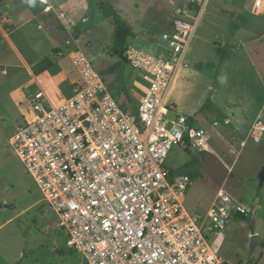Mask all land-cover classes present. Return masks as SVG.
<instances>
[{
  "label": "rangeland",
  "instance_id": "374dc122",
  "mask_svg": "<svg viewBox=\"0 0 264 264\" xmlns=\"http://www.w3.org/2000/svg\"><path fill=\"white\" fill-rule=\"evenodd\" d=\"M74 1L0 0V264H88L67 245L11 146L32 97L69 95L78 79L76 52L91 59L125 111L148 86L131 60L113 54L114 24L98 0ZM109 1L134 32L129 59L133 50L167 56L164 35L175 21L198 20L168 100L196 130L205 129L207 143L196 152L190 141L173 146L165 166L190 176L183 203L193 214H205L221 187L248 206L246 219L233 221L211 243L223 264H264V0ZM47 58L53 66L36 74L35 65Z\"/></svg>",
  "mask_w": 264,
  "mask_h": 264
},
{
  "label": "built area",
  "instance_id": "2783aa9c",
  "mask_svg": "<svg viewBox=\"0 0 264 264\" xmlns=\"http://www.w3.org/2000/svg\"><path fill=\"white\" fill-rule=\"evenodd\" d=\"M197 24L175 21L164 35L167 56L133 50L129 60L148 82L137 105L125 111L91 59L76 52L69 95L36 93L11 136L67 245L88 264H223L211 237L249 211L221 187L205 214L189 212L190 176L165 166L173 146L207 143L205 129L168 100Z\"/></svg>",
  "mask_w": 264,
  "mask_h": 264
},
{
  "label": "trees",
  "instance_id": "16d2710c",
  "mask_svg": "<svg viewBox=\"0 0 264 264\" xmlns=\"http://www.w3.org/2000/svg\"><path fill=\"white\" fill-rule=\"evenodd\" d=\"M97 6L104 16L111 18L114 24V35L112 42V52L117 54L125 62H129L127 56V43L130 37L134 36V32L130 25L124 20V18L119 14L117 9L109 0H98ZM222 53V58L225 56ZM53 66V61L50 58L44 59L37 63L34 67L36 74H40L50 69ZM207 105H204V108ZM191 120V118H190ZM236 220L246 219V215L238 214L235 216Z\"/></svg>",
  "mask_w": 264,
  "mask_h": 264
},
{
  "label": "water",
  "instance_id": "95a60500",
  "mask_svg": "<svg viewBox=\"0 0 264 264\" xmlns=\"http://www.w3.org/2000/svg\"><path fill=\"white\" fill-rule=\"evenodd\" d=\"M191 135L192 136L195 135V130L191 131ZM191 140H192V142H194V138L193 137H192ZM192 150L196 152V149H195L194 146L192 147ZM3 206H4L3 204H0V207H3ZM255 212H256V209L253 211V214H255ZM252 238H253V244L256 245L257 244V234H253ZM246 263H247V259H245L242 264H246Z\"/></svg>",
  "mask_w": 264,
  "mask_h": 264
},
{
  "label": "crops",
  "instance_id": "0c3cea01",
  "mask_svg": "<svg viewBox=\"0 0 264 264\" xmlns=\"http://www.w3.org/2000/svg\"><path fill=\"white\" fill-rule=\"evenodd\" d=\"M74 2H75V4H78L79 0H75ZM82 5H83V3H82ZM82 5H81V6H82ZM77 9L79 10V8H77ZM74 13H75V12H74ZM46 71H47V70H46ZM46 71H45V72H46ZM33 74H34V73H33ZM33 74H32V75H33ZM257 207H259V206H257ZM235 220H236V219H235ZM235 220H234V221H235ZM254 234H257V242H258L259 232H258V231H255Z\"/></svg>",
  "mask_w": 264,
  "mask_h": 264
},
{
  "label": "bare ground",
  "instance_id": "6f19581e",
  "mask_svg": "<svg viewBox=\"0 0 264 264\" xmlns=\"http://www.w3.org/2000/svg\"><path fill=\"white\" fill-rule=\"evenodd\" d=\"M257 5H260V2H257Z\"/></svg>",
  "mask_w": 264,
  "mask_h": 264
}]
</instances>
